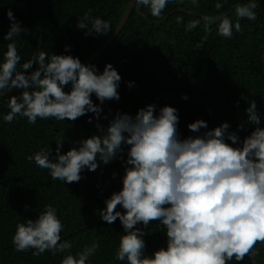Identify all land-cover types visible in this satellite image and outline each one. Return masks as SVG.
Masks as SVG:
<instances>
[{
  "label": "trees",
  "instance_id": "obj_1",
  "mask_svg": "<svg viewBox=\"0 0 264 264\" xmlns=\"http://www.w3.org/2000/svg\"><path fill=\"white\" fill-rule=\"evenodd\" d=\"M128 2L0 0V63L8 44L13 42L21 57L18 71L41 51L47 52L49 57L71 55L82 62L107 40ZM248 2L197 0L194 5L192 0H169L158 19L151 16L148 7L136 1L118 35L89 64L95 65L98 73H102L106 64H111L121 77L119 100H106L100 105L99 119L87 113L75 121L38 118L35 124H29L27 118L17 116L12 123H6L3 117L10 111L8 99L21 92L0 97V264H61L65 256H75L94 242L99 248L87 264H127L126 260L115 258L124 234L120 221L107 224L100 218L99 211L105 207L104 201L122 188L128 146L122 145L123 153L109 164L101 162L96 171H82L79 182L64 183L53 180L48 169L27 159L48 149L50 157H55L58 139L62 138L61 154H64L79 147V142L86 138L103 135L97 124L106 130L118 112L135 116L147 105L156 106V115L164 106L177 109L180 139L197 135L187 128L196 120L208 125L200 134L227 122L229 131L236 132L241 141L254 127H264V0H256L257 19H241L242 32L233 29L231 39L217 34L219 21L205 31L201 19L227 14L235 23L233 7ZM217 3L222 4L220 9H216ZM9 10L26 30L12 41L3 39L11 23L6 15ZM85 13L108 22L110 31L106 35L86 36L87 29L76 27ZM178 17L181 18L179 23ZM192 20H200V24L186 31ZM65 46H69L68 52ZM36 67L34 64L32 70ZM70 88L68 85L63 90L67 93ZM91 99L99 104L94 94ZM249 99L256 102L260 125L247 122L245 109ZM89 119L91 123L87 122ZM238 125H243V129L238 130ZM97 159L99 161V157ZM48 205L57 210L64 226L61 242L68 241L71 249L55 255L45 251L39 256L32 254L35 249L16 251L12 238L17 224L35 220ZM116 210L124 211L119 205ZM136 227L145 232V255L151 256L166 248L165 228L159 221L149 222L146 228L142 224ZM255 248L259 253L254 257L255 264H264V243L258 242ZM227 264H252V260L248 256L240 262L233 258Z\"/></svg>",
  "mask_w": 264,
  "mask_h": 264
},
{
  "label": "clouds",
  "instance_id": "obj_2",
  "mask_svg": "<svg viewBox=\"0 0 264 264\" xmlns=\"http://www.w3.org/2000/svg\"><path fill=\"white\" fill-rule=\"evenodd\" d=\"M168 2L137 0L158 19ZM192 2L197 4V0ZM215 7L220 9L222 4L217 3ZM257 7L256 0L236 5L235 23L226 15L201 19L205 31L219 21L217 34L231 39L233 29L242 32L241 19H257L254 11ZM6 15L11 23L3 39L12 41L26 30L15 20L11 10ZM177 22H181V18L178 17ZM199 24L200 20L190 21L186 31ZM76 27L87 29L86 36L106 35L110 31L108 22L92 18L88 13L78 20ZM69 50V46H65V52ZM20 60L16 44L9 43L0 63V94L12 89L23 91L8 99L10 111L3 117L6 123H12L17 116L27 118L29 124H35L38 118L75 121L87 113L99 119L100 105L106 100H119L121 77L111 64H106L102 73H98L95 65H83L77 57L63 54L49 57L47 52L41 51L18 71ZM34 64L37 67L32 70ZM68 85L71 88L66 93L63 89ZM131 86L129 83L128 87ZM93 94L99 104L93 103ZM181 98L187 99L186 96ZM248 105L247 122L260 125L256 102L249 99ZM155 112V105L139 109L135 116L118 112L106 130L96 125L103 135L86 138L79 142V147L64 154H61V138L56 142L55 157H50L48 149L27 159L48 169L53 180L73 183L82 179V171H96L101 162L109 164L123 153L122 145L128 146L122 188L112 193L99 211L100 218L107 224L119 220L122 225L124 234L115 256L118 261L227 264L233 258L240 262L248 256L255 264L254 257L259 254L255 245L264 243V127H254L241 141L236 132L229 131L227 122L200 134L208 125L196 120L187 128L197 135L180 139L177 109L164 106L158 115ZM242 129L243 125H238V130ZM118 205L123 213L116 210ZM151 221H159L164 226L166 248L148 256L144 253L145 232L136 225L146 228ZM63 227L57 210L48 205L35 220L17 224L12 243L19 252L35 249L34 256L45 251L55 255L72 247L68 241L61 242ZM98 248L99 244L94 242L75 256H65L61 264H87Z\"/></svg>",
  "mask_w": 264,
  "mask_h": 264
},
{
  "label": "water",
  "instance_id": "obj_3",
  "mask_svg": "<svg viewBox=\"0 0 264 264\" xmlns=\"http://www.w3.org/2000/svg\"><path fill=\"white\" fill-rule=\"evenodd\" d=\"M136 1L137 0H129L127 6L125 7L122 15L119 18V21H118L115 29L112 31V33L107 38V40L92 55H90L87 59H85L84 61L81 62L83 65H89L90 63H92L112 43V41L115 39V37L118 35L119 31L121 30L122 26L124 25V23H125L127 17L129 16L134 4L136 3ZM139 8H140V6H139ZM233 8H235V6ZM233 8L229 12H231L233 10ZM226 16H227V14H226ZM22 91H23V89H12L10 91H6V92L0 94V97L10 95L13 93L22 92Z\"/></svg>",
  "mask_w": 264,
  "mask_h": 264
}]
</instances>
